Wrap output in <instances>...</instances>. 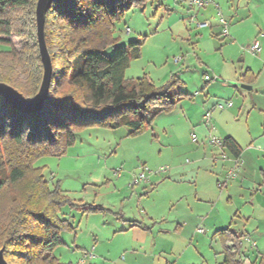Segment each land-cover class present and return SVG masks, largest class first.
I'll return each instance as SVG.
<instances>
[{
    "label": "rangeland",
    "instance_id": "obj_1",
    "mask_svg": "<svg viewBox=\"0 0 264 264\" xmlns=\"http://www.w3.org/2000/svg\"><path fill=\"white\" fill-rule=\"evenodd\" d=\"M219 3L204 26H199L204 18L193 17L204 7L188 9L181 0H149L121 15L115 29L118 42L108 47L106 54L111 56L117 46L127 45L132 40L143 41L141 57L131 61L125 77L135 79L147 75L157 87H161L170 81L172 74H176L182 82L176 86L175 92L189 95L171 111L158 114L152 126L138 135H129L130 128L125 126L118 129L84 126L76 131L75 143L64 153L44 155L35 161V167L42 170L50 187L59 184L75 204L63 208L64 217L75 230L61 234L64 243L54 250L61 262L81 264L80 256L87 249L91 255L88 256L89 264H151L152 258L145 255L149 248L135 253L130 248L121 251L123 237H117L115 242L111 236L115 230L135 220L151 226L153 220L150 216L160 221L170 220L182 208L183 205H178L175 199L178 192L174 193V186L156 188L166 177L187 178L190 173L194 176V171L203 164L199 163L211 159V136L208 140L205 136L208 130L204 132L198 127L205 109L216 101L226 104L231 99L234 107H227L230 109L225 108V114L223 112L220 116L217 112L214 116L224 122L235 112L238 114L241 106L239 121H234L236 123L230 127L244 130L246 117L252 112L250 126L253 123L252 128L264 129V113H255L251 103L252 96H256L259 105L264 106V59H261L264 11L240 24L241 29L235 36L228 23L229 36L224 37V25L220 19L228 22L223 13L225 5L229 9H237L245 7L246 0H219ZM254 3L256 0H252V7ZM212 4L216 6L214 0L206 6ZM218 11L221 15L217 14ZM127 28L131 31L129 34L126 33ZM7 38L16 49L27 43L26 39L15 34ZM255 42L259 43L257 51L252 50ZM0 49L9 48L0 45ZM50 56L53 64L51 53ZM65 64L67 57L58 59L59 67ZM247 68H252L257 76V84L252 91L237 79ZM205 72L209 79L205 78ZM213 135L219 137L217 131ZM144 167L147 168V180L135 184ZM162 168L165 171L160 172ZM227 179L231 181L229 177ZM188 186L185 185L181 191L188 193ZM184 201L187 203L189 199ZM77 206L97 208V211ZM203 227L199 232L205 235ZM95 238L99 239V245L93 251ZM193 246L184 252L179 264L199 260ZM210 246L208 242L199 245L201 257H205L207 264H215V246Z\"/></svg>",
    "mask_w": 264,
    "mask_h": 264
},
{
    "label": "trees",
    "instance_id": "obj_2",
    "mask_svg": "<svg viewBox=\"0 0 264 264\" xmlns=\"http://www.w3.org/2000/svg\"><path fill=\"white\" fill-rule=\"evenodd\" d=\"M148 1L55 0L45 23L53 59L48 101L39 112H22L0 98V249L8 264H66L54 250L64 243L63 231L75 230L62 213L75 204L59 184L50 187L35 167L39 157L64 153L84 126H125L129 135H138L152 126L158 114L171 111L189 95L175 92L182 82L176 74L161 87L147 75L125 77L131 61L141 57L143 41L117 46L111 56L105 52L118 42L115 29L121 15ZM36 4L37 0H0V45L9 48L0 49V82L27 99L35 97L43 79ZM12 34L27 43L14 48L7 38ZM64 57L67 64L59 67L57 61ZM223 144L239 156L241 148L235 140L228 137ZM215 236L239 240L230 230ZM236 243L234 251H224L221 264H243Z\"/></svg>",
    "mask_w": 264,
    "mask_h": 264
},
{
    "label": "crops",
    "instance_id": "obj_3",
    "mask_svg": "<svg viewBox=\"0 0 264 264\" xmlns=\"http://www.w3.org/2000/svg\"><path fill=\"white\" fill-rule=\"evenodd\" d=\"M181 1L186 4L187 0ZM214 2L216 6L208 5L193 15L195 18H204L199 26L206 25V21H209L207 17H211L216 12V7L220 3L219 0H214ZM251 4L252 0H246L245 7L240 6L237 9H229L227 4L225 5L223 13L226 14L228 23L231 25L233 36L237 35L241 29L240 24L264 11V0H256L253 7ZM191 7L190 4L187 5L188 9ZM243 13L245 15H241ZM217 14L221 15L220 11ZM261 59H264V51H262ZM206 76L208 75L206 74ZM237 79L250 86L249 90L251 91L257 84V76L252 68H247L245 72L241 71ZM258 102L259 98L252 96V109H255L253 111L264 113V106L259 105ZM217 104H220V101L213 103L210 108L204 106L206 113L211 112L214 128L211 129L206 124V113L201 120L202 124L199 122L198 127L204 132L208 130V134L205 133L207 139L214 136L213 134L217 131L218 138L224 140L230 137L235 140L241 148L239 156L226 147L213 144L210 138V143L213 145L211 146L212 157L207 162L199 163L203 164L194 171V176H192L193 173H190L187 178L182 176L166 177L158 183L156 189L164 185L174 186V193L178 192L175 197L177 204L183 205L181 210H177L170 220L161 219L160 221V219L150 216L149 218L153 220L152 226L135 220L123 225L121 229L115 230L111 239L117 242V237H123L121 251L130 248L135 253L149 248L145 255L152 258L151 264H179V260L188 247L196 244L193 247L199 260H193L187 264H207L205 257H201L199 245L208 242L211 246H215V250L213 248L215 264H221L224 259V251H234L238 246L236 242H238V258L243 264H259L264 260V129L252 128L253 123L250 126L249 117L252 112H249L246 117L247 127L244 130L230 127L239 121L241 106L237 110L238 114L235 112L232 118L221 122L214 115L218 112L221 116L223 112L225 114V110L218 109ZM232 107H234V103ZM229 109L226 108V110ZM262 119L264 125V114ZM224 155L227 157L225 158ZM236 159L241 161V168L237 176L228 181V172L234 168ZM187 184L190 188L189 192H182L181 190ZM186 199H189L187 203L184 201ZM62 213L65 214L63 210ZM201 227L204 228L205 235L200 234ZM221 230H230L239 240L227 239L223 241L220 236H215L216 232ZM248 239L254 241L256 245L253 247ZM98 240L93 239L95 241V245H92L93 251L99 245ZM89 252L87 249L83 250L79 263L89 264L88 256H91ZM94 256L96 255L93 254ZM171 258L176 259L172 261ZM90 264L93 263L90 262Z\"/></svg>",
    "mask_w": 264,
    "mask_h": 264
},
{
    "label": "water",
    "instance_id": "obj_4",
    "mask_svg": "<svg viewBox=\"0 0 264 264\" xmlns=\"http://www.w3.org/2000/svg\"><path fill=\"white\" fill-rule=\"evenodd\" d=\"M55 0H37L35 14L37 25V40L43 65V79L40 88L33 99H27L13 86L0 82V98L3 97L7 103L22 112H39L49 99V92L52 84L53 64L48 51L45 23L46 13ZM247 89L250 86L243 85ZM0 264H8L4 257V250H0Z\"/></svg>",
    "mask_w": 264,
    "mask_h": 264
},
{
    "label": "built area",
    "instance_id": "obj_5",
    "mask_svg": "<svg viewBox=\"0 0 264 264\" xmlns=\"http://www.w3.org/2000/svg\"><path fill=\"white\" fill-rule=\"evenodd\" d=\"M211 0H189V4L191 6H197L199 8H202V7H205L207 4H209ZM220 22L224 25V28H223V32H222V35L224 37H228L229 36V31H228V22L226 20H224L223 18L220 19ZM130 29L127 28L126 29V33H130ZM252 50L253 51H257L259 50V43L258 42H255L252 46ZM206 79H209V76H206L205 77ZM233 106V103L232 101H228L226 104H217V108L220 109V110H224L225 108L227 107H232ZM211 112H207L206 115H205V122L206 124L211 128L213 129L214 126L212 125V119H211ZM211 142L217 146H220V147H224V144H223V140L216 137V136H212L211 137ZM224 157L226 158L227 156L224 155ZM241 168V161L239 159H236V163H235V166L234 168H232L229 172H228V177L231 179V178H235L237 176V173L238 171L240 170ZM145 170H147V168H143L142 169V172L139 176H137V178L135 179V184H138L140 183L141 181H146V172ZM164 169L162 168L160 170L163 171ZM165 171V170H164ZM248 241H251L250 239H248ZM252 245L255 246L256 243L254 241H251Z\"/></svg>",
    "mask_w": 264,
    "mask_h": 264
}]
</instances>
